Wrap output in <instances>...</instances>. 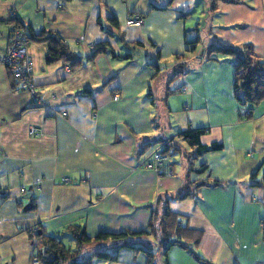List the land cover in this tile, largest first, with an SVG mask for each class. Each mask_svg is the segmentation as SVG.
Masks as SVG:
<instances>
[{
	"label": "crops",
	"instance_id": "crops-1",
	"mask_svg": "<svg viewBox=\"0 0 264 264\" xmlns=\"http://www.w3.org/2000/svg\"><path fill=\"white\" fill-rule=\"evenodd\" d=\"M131 13L141 26L125 24ZM13 23L28 36L31 80L43 98L34 104L15 90L0 62V264H30L41 229L68 235L72 249L68 226L88 237L142 231L166 211L198 233L196 246L181 241L209 264H264V99L239 103L234 58L209 53L250 44L264 58V0L214 8L210 0H0V54ZM41 31L62 38L79 64L47 62V44L29 38ZM105 42L119 56L88 59ZM168 70L154 98L153 83ZM188 129H203L200 144L221 148L196 154L177 136ZM165 145L171 173L142 168ZM128 241L86 245L114 255L92 264H204L185 246L165 249L157 235Z\"/></svg>",
	"mask_w": 264,
	"mask_h": 264
},
{
	"label": "trees",
	"instance_id": "trees-1",
	"mask_svg": "<svg viewBox=\"0 0 264 264\" xmlns=\"http://www.w3.org/2000/svg\"><path fill=\"white\" fill-rule=\"evenodd\" d=\"M218 1H223L226 3H237L240 0H210L212 8L215 7ZM37 41L45 42L48 47V52L46 56L47 62H54L56 60L62 59L64 62L68 63L71 67H75L79 64L81 58L74 53L69 46L60 38L57 34L49 33L46 31H41L37 34L29 36ZM124 42V40L121 38ZM193 41L192 43H195ZM126 45H130L124 42ZM138 44V43H137ZM132 46V45H130ZM216 51L223 55H229L234 58L233 68H234V81H233V93L236 100L241 104L256 105L259 101L264 99V58L259 56L252 45L245 44L238 49H233L231 47H213L209 50V53ZM104 52L109 53L112 56H119L115 54L110 46L105 42L98 44L95 49L90 53L88 59H93L98 53ZM124 59L130 58L131 54H125L120 56ZM180 58V56H177ZM209 58V57H208ZM183 63H177L173 66V78L182 72L181 68ZM156 67V72L159 71L158 65L154 64ZM177 90V88H176ZM173 90H169L171 93ZM244 108H241L242 110ZM239 110V111H240ZM247 111L245 116L240 117H251L250 111ZM203 133V129H188L181 131L177 134L185 143L193 148L196 154H200L206 151L218 150L221 148V144L214 143L209 146L201 145L199 142V137ZM168 145H165L161 152L166 154L168 150ZM200 168L196 171H203L205 165H200ZM191 171V170H189ZM253 176V174H252ZM199 186L207 184V179L202 181H196ZM210 183L217 184V180H212ZM152 217H156L155 213ZM178 215L166 211L159 219V223L155 226L153 219L148 223L145 230L142 231H131L124 230L121 232H98L93 237H88L85 234L84 228L79 225L68 226L66 231L75 240V247L69 248L62 241L60 236H53L45 233L44 230H40L37 235L38 242L35 245L34 255L39 259L41 264H92L94 259L101 260H112L114 255L107 251H94L88 258L84 260L78 259L80 252L84 245H88L92 242H103V241H122V246H129L128 239L131 237L141 236V235H157L159 239V245H165V249L173 244H179L185 246L189 251L196 256V258L203 262L204 264H209L202 258H200L195 251L188 247L186 243L181 241V239H189L192 245H197L198 243V233L189 229L185 225L178 223ZM174 236V238L172 237ZM186 239V241H187Z\"/></svg>",
	"mask_w": 264,
	"mask_h": 264
},
{
	"label": "built area",
	"instance_id": "built-area-1",
	"mask_svg": "<svg viewBox=\"0 0 264 264\" xmlns=\"http://www.w3.org/2000/svg\"><path fill=\"white\" fill-rule=\"evenodd\" d=\"M13 16V13H11ZM143 18L140 14L131 13L125 19L127 26H141ZM28 36L21 29L18 23L10 25L8 33V45L2 54H0V62L6 66L10 74L15 78L16 84L14 89L25 91L29 94L31 102L38 104L42 101L43 95L39 94L36 90L34 83L31 80L32 67L30 59L26 52L28 45ZM180 90H184L181 88ZM117 99V95L114 96ZM63 116L66 112L61 113ZM247 111L244 109L239 111V116H245ZM32 136L38 135L40 132L36 128L30 129ZM142 168L154 170L157 174H170L171 168L167 163V155L163 154L160 150H155L149 159L142 162ZM68 178H63V182H68ZM30 264H41L39 259L32 254Z\"/></svg>",
	"mask_w": 264,
	"mask_h": 264
},
{
	"label": "rangeland",
	"instance_id": "rangeland-1",
	"mask_svg": "<svg viewBox=\"0 0 264 264\" xmlns=\"http://www.w3.org/2000/svg\"><path fill=\"white\" fill-rule=\"evenodd\" d=\"M200 25V24H199ZM171 71L168 70L166 72V75L165 76H159L156 81L153 83V88H152V93H153V96L154 98H158L159 97V93H161V86H163V84H166L167 80H168V77L170 75ZM175 81V80H174ZM177 80L175 82H173V84L175 83L176 84ZM172 85V84H171ZM161 101V98L159 99ZM188 157H190V155H188ZM62 241L65 243V245L69 248H71L72 246V239L67 235V236H64L62 238ZM74 245V243H73ZM105 248L103 247H100L98 246L97 248H89V247H86V245L83 246L81 252H80V255L78 256V259L80 260H84L86 258H88L91 253H93L94 251H100V250H103ZM90 251V252H88Z\"/></svg>",
	"mask_w": 264,
	"mask_h": 264
}]
</instances>
